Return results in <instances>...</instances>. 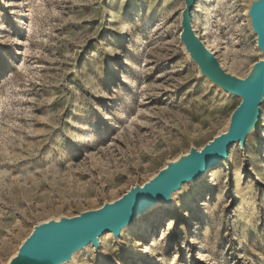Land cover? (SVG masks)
Instances as JSON below:
<instances>
[{"label": "rangeland", "instance_id": "1", "mask_svg": "<svg viewBox=\"0 0 264 264\" xmlns=\"http://www.w3.org/2000/svg\"><path fill=\"white\" fill-rule=\"evenodd\" d=\"M243 3L200 0L192 13L239 77L260 59ZM183 9L0 0V264L38 223L119 199L228 125L240 100L199 77L180 43ZM77 264H264V106L245 151Z\"/></svg>", "mask_w": 264, "mask_h": 264}, {"label": "water", "instance_id": "2", "mask_svg": "<svg viewBox=\"0 0 264 264\" xmlns=\"http://www.w3.org/2000/svg\"><path fill=\"white\" fill-rule=\"evenodd\" d=\"M183 1L180 43L186 56L197 67L201 79L240 100L228 125L201 150L192 146L119 199L74 217L61 216L38 223L7 264H77L78 257L90 248L99 254L105 235L120 243L122 235L153 209L161 205L173 209L185 186L200 183L210 171L228 162L232 147L238 145L245 151L248 140L260 132L264 106V0H243L260 57L245 77L228 72L197 36L192 13L198 0Z\"/></svg>", "mask_w": 264, "mask_h": 264}, {"label": "bare ground", "instance_id": "3", "mask_svg": "<svg viewBox=\"0 0 264 264\" xmlns=\"http://www.w3.org/2000/svg\"><path fill=\"white\" fill-rule=\"evenodd\" d=\"M200 0H198V2H199ZM197 2V3H198ZM138 7V6H137ZM136 7V8H137ZM136 8H134V9H136ZM196 8H197V4H196V6H195V9L194 10H196ZM197 33H198V35L201 37V39H203L204 40V43H205V45L207 46V48L208 49H210L211 51H212V55H214L215 53H213V49H212V46L210 45V42H209V40H206V37H207V35H208V33L207 32H205L203 35L202 34H199V32L197 31ZM229 123V122H228ZM257 141V140H256ZM259 145V144H258ZM238 146V145H237ZM232 156V155H231ZM209 174V173H208ZM208 174L205 176V178H207L208 177ZM204 178V179H205Z\"/></svg>", "mask_w": 264, "mask_h": 264}, {"label": "built area", "instance_id": "4", "mask_svg": "<svg viewBox=\"0 0 264 264\" xmlns=\"http://www.w3.org/2000/svg\"><path fill=\"white\" fill-rule=\"evenodd\" d=\"M210 50V49H209ZM211 51V50H210ZM212 52V51H211Z\"/></svg>", "mask_w": 264, "mask_h": 264}]
</instances>
